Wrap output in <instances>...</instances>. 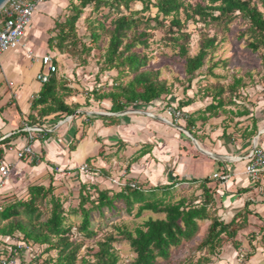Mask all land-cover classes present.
Here are the masks:
<instances>
[{"label":"trees","instance_id":"trees-1","mask_svg":"<svg viewBox=\"0 0 264 264\" xmlns=\"http://www.w3.org/2000/svg\"><path fill=\"white\" fill-rule=\"evenodd\" d=\"M134 3H141L142 8L132 9ZM90 6L96 12L107 9L105 19L116 14L109 27L101 22H90L88 25L93 43L99 42L103 33L108 37L101 71L117 70L120 79L130 76L127 83L115 82L108 91H92L95 100L107 99L112 102L111 112H123L141 104L148 105L171 94L167 82L160 79V72L147 68L148 58L139 50L140 46L149 47L152 30L167 29L166 38L179 48L178 55L185 61L184 69L190 80L204 66L205 60L217 45V35H203L198 52L191 56V34L184 31L185 24L190 20L229 31L235 19L243 18L248 26L240 36L243 38L248 35L247 48L255 53L264 49V0H202L196 3L186 0H78L70 4L71 14L66 20L56 25L58 32L49 39L51 49L64 53L72 51L71 45H77V22ZM152 8L157 9L156 15L146 16ZM181 13L185 16L184 21L180 17ZM169 18L168 25L166 21ZM82 51L89 54L92 49L84 45ZM66 84L56 74L50 82L43 84L38 96L32 100V122L36 121V116L43 118L53 113H66L68 117L76 113L80 106L65 102V97L72 93V88ZM222 93L223 90L218 97ZM191 103L192 99L181 101L179 107ZM218 105L210 104L206 112H212ZM95 118L98 119V116ZM191 120L189 118L188 123ZM194 123L195 120H192V125ZM87 164L91 173L96 172L92 165ZM209 182V179L201 182L199 189L202 194L197 203L184 196L174 201L160 197L161 191L165 194L174 188V182L155 189L139 183L140 189H135L131 187V182H127L120 191L81 183L79 203L70 208L65 207L52 184L48 187L31 185L26 199H17L0 210V235L13 237L20 233L24 242L43 248L47 254L56 252L55 256H50L49 264H121L114 246L117 237L125 240L135 254L129 264H159L160 260L171 257L172 248L178 247L183 241L192 240L200 231L203 221H209V224L205 237L198 245L199 250L208 249L209 254H215L225 241H231L238 248L241 244L238 234L248 225V216L253 212L248 209L249 204H246V208L237 212L230 222L222 220L215 208V189L207 185ZM119 202L128 214L137 206L135 217H141L145 211L159 217H149L133 229L126 225H116V234H106L96 240V248L86 250L85 240L97 237L93 228L94 212L99 217L105 215V209L114 214L119 212ZM77 217L81 220L75 225L70 218ZM209 262L211 258L200 256L196 262L189 264Z\"/></svg>","mask_w":264,"mask_h":264},{"label":"crops","instance_id":"crops-1","mask_svg":"<svg viewBox=\"0 0 264 264\" xmlns=\"http://www.w3.org/2000/svg\"><path fill=\"white\" fill-rule=\"evenodd\" d=\"M77 1L49 0L40 4L26 33L25 48L10 50L1 57L0 166L3 163L9 166L10 175L0 187V210L15 201V196L26 199L31 185L48 187L52 184L61 198L60 193L67 191L62 185H68L71 177H75L72 180L76 179L80 186L81 183H90L100 189L120 191L121 187L114 183L120 179H117L119 171L117 175L112 172L113 179L107 181L95 168L112 167L115 171L129 168L127 178L145 183L150 189L164 188L172 182L175 188L179 181L180 184L200 186L204 179H209L207 185L215 189L217 215L222 220L230 222L249 204L248 209L253 212L248 216L249 223L256 219L259 225L263 224L264 182L254 184L245 174V166L247 155L256 145L264 149V93L250 92L252 99L247 100L234 98L235 104L218 96L210 102H195L194 98H188L192 103L182 110L195 123L192 125V120L185 123L182 119L179 124L170 126L164 125L163 114L157 112L156 106L161 99L148 105L132 106L123 112H111L112 102L105 99L98 101L105 110L95 113L82 110L84 105H91L93 100L87 101L90 96H72L70 99L69 93L65 102L80 106L75 114L68 117L66 113H53L43 118L36 116V121L32 122V100L43 86L36 79L43 70L37 59L50 53L57 64L64 57L58 49L50 48L49 39L58 32L56 25L69 16L70 4ZM28 51L36 56L34 60ZM66 85L71 88L70 83ZM222 101L223 105H218ZM212 103L218 107L206 112ZM26 126L40 127L43 131L33 132L30 140ZM28 144L32 145L34 155L19 159L17 151ZM206 156L219 163L216 172L209 169L208 163L212 162ZM235 157L242 160L236 161ZM85 163L94 166L96 172L79 174V167ZM227 171L233 174L227 184L214 178L215 174ZM199 192L201 195L202 190ZM5 243L10 245L11 237L0 235V244ZM242 246L250 249L248 241ZM225 254L239 255L229 247ZM263 255L264 247L259 245L245 264H264Z\"/></svg>","mask_w":264,"mask_h":264},{"label":"rangeland","instance_id":"rangeland-1","mask_svg":"<svg viewBox=\"0 0 264 264\" xmlns=\"http://www.w3.org/2000/svg\"><path fill=\"white\" fill-rule=\"evenodd\" d=\"M202 0H186L189 3H196ZM78 2V1H77ZM142 8L141 3H134L132 9L139 10ZM71 14V8L68 9ZM107 9L103 8L101 11L96 12L92 10V7L85 9L80 20L77 22V45H71V52L64 53V57L58 61V73L59 77H62L65 82L70 83L72 96H82L93 100L90 106H85L86 112L101 113L105 109L101 102L95 100L92 95L94 89L100 91H108L111 86L118 81L127 83L130 80V76H125L122 79L119 77L117 70L101 71L103 68V56L105 54L108 37L105 33L102 34L100 41L93 43L90 37V29L88 27L90 22H101L106 27L110 26L111 19L116 16L115 13L111 17L105 19L107 16ZM157 9L152 8L150 12L146 13V16L154 17ZM181 19L184 21V14L181 13ZM101 20V21H100ZM170 18L166 21L169 25ZM154 23V22H152ZM248 22L243 18H237L230 25L229 31L223 30L214 25H206L202 22H195L193 20L188 21L185 24L184 31L191 34L189 43V54L194 56L199 50V43L203 35L214 36L217 35V45L213 52L209 54L205 60L204 66L198 70L192 80L186 75L184 64L185 61L178 55L179 48L175 47L173 43L168 40L167 29L152 30V37L149 39V47H139V50L144 53L148 58V69L158 70L160 72V79L165 80L171 89V94L163 96L157 104V112L163 114V118H170L168 114V108L171 103L178 106V102L186 101L188 98H194L195 102L200 101H212L223 90L221 99L226 102H232L234 97L237 99L247 100L252 99L251 93H264V49L258 52H252L247 48L246 39L248 35L241 38V34L246 30ZM171 36V35H168ZM84 45L90 47L92 51L88 54L83 50ZM59 58V56H58ZM69 79V80H68ZM239 82V85H238ZM153 103V102H151ZM182 109V107H179ZM151 113V112H149ZM188 116L185 118L187 123ZM165 120V119H164ZM174 125L179 124L180 121L173 119ZM165 126H170L167 121H163ZM185 134V133H184ZM187 135V134H186ZM188 136V135H187ZM200 154V153H199ZM198 155L197 157H200ZM212 163H208V167L212 172H216L220 166L217 161L211 157L206 156ZM121 164L118 167L121 168ZM94 167V166H93ZM98 173H102L104 179L111 181L113 179V173H118L120 181L124 184L127 182H134L131 178H127V169L113 170L112 167L108 169H99L95 167ZM68 173L70 170H65ZM193 175V174H192ZM191 175V176H192ZM212 175V173H211ZM69 177V175H68ZM75 177L70 178V183L63 184L67 187V193L61 192V199H64L66 208H70V205L77 204L78 192L80 184L77 180H72ZM115 178V177H114ZM136 182V181H135ZM138 183V182H136ZM179 184L170 191L162 193L160 197H165L166 200H178L184 196L191 202H198L200 200L199 186L197 184ZM139 184L145 183L139 182ZM60 186V187H62ZM122 187V186H121ZM148 187V186H147ZM162 186H160L161 188ZM169 193V194H168ZM19 196H15V200L19 199ZM196 202V203H197ZM215 203V208H216ZM119 212L110 213L105 209V215L99 217L98 213L94 212L93 228L97 233V237L88 238L85 240L84 248L90 250L96 248L95 242L98 239H102L106 234L115 233L114 226L126 225L130 229L142 224L149 217L157 218L158 215L145 211L141 217H135L136 207L131 214H128L122 203H117ZM218 213V208L216 209ZM75 225L80 223V217L70 218ZM209 221L201 222L200 231L190 241H183L178 247L172 248L171 257L168 260H160L159 264H189L196 262L200 256H208L211 258L209 264H245L249 260V254L261 245L264 247V223L259 225L256 219L250 221L248 225L242 229L238 238L241 244L236 248L230 241H225L222 247L215 253L209 254L208 249L199 250L198 245L203 240L206 234ZM118 241L114 243L115 249L120 257L121 264H129L135 258V254L132 252L130 246L125 240H121L117 237ZM249 242L250 249H244L243 242ZM229 247L232 251L235 249L239 255L228 254L226 255V248ZM83 250V253H86ZM40 252V255L37 254ZM56 252L47 254L43 248L36 251L37 260L32 259L28 253L21 254L20 260H23V264H49L48 260L50 256H55ZM19 258V257H18ZM264 262V255H263Z\"/></svg>","mask_w":264,"mask_h":264},{"label":"built area","instance_id":"built-area-1","mask_svg":"<svg viewBox=\"0 0 264 264\" xmlns=\"http://www.w3.org/2000/svg\"><path fill=\"white\" fill-rule=\"evenodd\" d=\"M48 1L49 0H8L6 2L0 12V71L3 70L1 57L4 53L21 47L25 48V36L32 25L34 13L40 4ZM28 55L32 60L36 58L31 51H28ZM37 60H39L43 70L37 74L36 79L42 84L50 82L52 76L58 73V65L55 62L54 56L48 53L39 57ZM10 84L13 85V83ZM146 113L149 114V112ZM168 114L170 118H165V120L170 125H174L173 119L180 121L188 116L186 112L179 109L176 105H172L168 108ZM25 130L30 133V140L33 139V136L31 135L33 132L41 133L43 131L42 128L36 126H26ZM32 155H34V149L30 144L17 151V157L19 159H24L25 157ZM234 160H242V158L235 157ZM78 171L79 174L91 173L89 165L86 163L81 165ZM245 174L254 184L264 182L263 148L256 145L247 155ZM9 175L10 168L3 163L0 166V187L5 183ZM232 175V173L227 171L222 174H215L214 178L218 179L222 184H227ZM114 183L120 187L125 186L120 179L114 180ZM131 187L140 189L139 184L136 182H132ZM39 249V246H35L31 242H24L22 235L17 233L11 237L10 245H6V243L0 244V264H23V260H20L22 257L21 254L23 253H28L34 260L37 255L40 254L39 252L36 255V251ZM29 264H32V262Z\"/></svg>","mask_w":264,"mask_h":264},{"label":"water","instance_id":"water-1","mask_svg":"<svg viewBox=\"0 0 264 264\" xmlns=\"http://www.w3.org/2000/svg\"><path fill=\"white\" fill-rule=\"evenodd\" d=\"M8 0H0V12Z\"/></svg>","mask_w":264,"mask_h":264}]
</instances>
